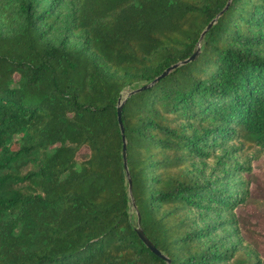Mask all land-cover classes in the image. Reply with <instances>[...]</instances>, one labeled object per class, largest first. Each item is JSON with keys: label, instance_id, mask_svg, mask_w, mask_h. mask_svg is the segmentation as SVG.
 Here are the masks:
<instances>
[{"label": "trees", "instance_id": "trees-1", "mask_svg": "<svg viewBox=\"0 0 264 264\" xmlns=\"http://www.w3.org/2000/svg\"><path fill=\"white\" fill-rule=\"evenodd\" d=\"M0 27V264H263L229 229L264 0H0Z\"/></svg>", "mask_w": 264, "mask_h": 264}, {"label": "rangeland", "instance_id": "rangeland-1", "mask_svg": "<svg viewBox=\"0 0 264 264\" xmlns=\"http://www.w3.org/2000/svg\"><path fill=\"white\" fill-rule=\"evenodd\" d=\"M88 154L89 151L85 148L80 152L79 157L85 159ZM238 182L242 183L243 188L239 191L244 202L237 207L234 215L237 224L229 231H238L241 237L257 251L264 264V157L254 161ZM214 219L217 221L221 216Z\"/></svg>", "mask_w": 264, "mask_h": 264}, {"label": "water", "instance_id": "water-1", "mask_svg": "<svg viewBox=\"0 0 264 264\" xmlns=\"http://www.w3.org/2000/svg\"><path fill=\"white\" fill-rule=\"evenodd\" d=\"M230 2L228 3V6H229ZM215 24V20L210 23L206 30L203 32L202 36H201V39L205 36V34L210 30V28H212V26ZM198 54V53H197ZM195 57H192L190 59V61H192ZM179 65H174L170 68H168L160 78H163V77H166L170 71L174 70L175 68H177ZM148 88L147 87H144V89ZM120 106H119V109H118V121H119V125H120V129H121V132L124 133V128H123V124H122V121H121V99H120ZM123 140H124V148H123V152H122V156H123V160H124V167H125V170L127 172V178H128V183H129V191H130V195H131V180H130V176H129V171H128V165H127V151H126V143H125V137H123ZM137 232L141 238V240L144 242V244L149 247L154 253H156L157 255H159L160 257H162L163 259H165V257H163L159 252L158 250L153 246V244L149 241V239L145 236V234L142 232V230L140 229H137ZM168 263H170L168 261Z\"/></svg>", "mask_w": 264, "mask_h": 264}]
</instances>
